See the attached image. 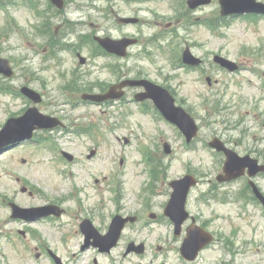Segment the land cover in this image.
Masks as SVG:
<instances>
[{"label": "rangeland", "instance_id": "374dc122", "mask_svg": "<svg viewBox=\"0 0 264 264\" xmlns=\"http://www.w3.org/2000/svg\"><path fill=\"white\" fill-rule=\"evenodd\" d=\"M15 1L18 4L0 8V52L15 68L13 79L0 76L4 78L0 87L34 88L43 95L39 108L44 113L61 118L67 128L86 131H41L46 136L41 145L25 143L0 152V264H55L47 254L36 257L48 248L64 264H96L95 258L98 264L264 263V216L252 203L218 201L207 206L197 200L202 189L193 190L189 211L201 216L200 222L207 223L220 240L203 251L196 263H186L176 250L184 235L176 237L174 226L165 223L169 221L153 222L150 217L152 212L162 217L170 182L183 176L187 167L195 172L215 167L219 157L216 160L210 149L197 141L185 146L177 127L129 100L132 89L119 107L69 104L84 92H103L122 79L144 76L168 87L178 104L197 118L200 137L211 140L216 133L226 134L239 138L243 145L239 152H245L247 144L254 155L264 156V17L222 20L219 0L195 11H188L186 0H68L70 6L87 3L86 12L68 13L84 18L87 32L140 38L124 59L92 58L86 47L80 51L87 58L82 65L68 50L49 57V49L36 35L39 17L25 1ZM186 15L188 20L199 18L201 24L187 22ZM124 16L139 17L143 23L121 25L118 18ZM212 21L215 30L209 27ZM187 46L205 59L203 76L180 67ZM216 57L238 63L242 71L224 72ZM69 86L79 90L70 91ZM29 105L18 95L0 91V130L8 117L22 114ZM165 142L172 146L170 155L164 152ZM92 149L97 153L89 158ZM62 150L75 159L63 158ZM148 152L156 173L152 181ZM149 185L152 194L142 190ZM22 186H28V191L23 192ZM147 195V202H142ZM11 201L28 209L56 202L67 211L57 222L24 223L11 218ZM120 209L126 214L139 211L144 219L125 231L112 255L82 250V221L90 218L104 233ZM30 228L33 232L28 233ZM132 240L145 242L146 253L124 256Z\"/></svg>", "mask_w": 264, "mask_h": 264}, {"label": "water", "instance_id": "95a60500", "mask_svg": "<svg viewBox=\"0 0 264 264\" xmlns=\"http://www.w3.org/2000/svg\"><path fill=\"white\" fill-rule=\"evenodd\" d=\"M59 7L63 6V0H52ZM212 0H188V4L191 8H197L200 5H205L211 3ZM221 4V12L223 15L229 14H243L248 12H264V3L258 0H219ZM125 22H134L136 19H124ZM101 44L110 52L118 53L119 55H126L127 47L129 44L135 42L134 39L124 38L121 40H115L110 37L98 38ZM184 61L188 63L198 62L189 51L184 54ZM216 61L220 62L222 65L234 69L233 63L229 60L216 57ZM0 72L6 75H12L13 72L9 67L8 60L0 58ZM127 85H145L147 88L146 93L138 95L139 99L150 97L152 98L162 113L173 123L178 125L180 129L186 134L188 140L190 141L193 136L196 135L198 127L195 120L184 108L177 106L175 104V99L168 91V89L156 85L148 80H125L120 84L114 85L107 94H94V95H84L85 98L94 100L96 102H101L107 98H115L123 95V91H118V88H123ZM23 91L36 101H40V96L38 93L31 89L24 88ZM59 120L56 118H51L49 116L39 113L38 109L32 107L24 114V116L19 118H11L8 120L6 127L0 133V147L11 142H16L18 140L24 139L26 137H31L33 130L36 126L39 127H52L59 124ZM212 145L218 149H223L218 146V142H212ZM166 151L169 152V145L166 144ZM246 163L240 160L235 153H229V160L227 162V168L239 169L245 167ZM191 177H184L178 180H174L171 185L174 188L172 198L166 209V213L172 217L176 222V227L179 230L182 222L187 218V213L185 212V201L189 187L195 184V181L190 179ZM15 216L26 217L30 220H35L37 218L47 216L51 214L55 207L47 206L41 208L33 209H21L20 207L13 204ZM36 212L34 215H29L30 213ZM127 220L121 217H116L113 220L110 233L108 235H100L96 230L92 231L89 228H85L88 233V240L91 237L95 238L94 245L100 246L104 250H109L113 245L116 244L120 232L124 227ZM93 230V229H92ZM177 230V231H178ZM211 238L207 237L205 234L190 232L189 236L186 238L185 243L182 247L183 254L189 259H195L200 249H202ZM89 245V244H87ZM134 248V244L131 245V249ZM138 252L144 250V245L135 247Z\"/></svg>", "mask_w": 264, "mask_h": 264}, {"label": "flooded vegetation", "instance_id": "af4514ba", "mask_svg": "<svg viewBox=\"0 0 264 264\" xmlns=\"http://www.w3.org/2000/svg\"><path fill=\"white\" fill-rule=\"evenodd\" d=\"M65 23H63L62 26H64ZM245 134L247 135V131H245ZM218 137H220L225 144L236 150L239 149V147L243 146L240 145L239 140H233L229 138L228 136L221 134ZM246 150L249 153H251V149H247V144H246ZM247 153V152H246ZM221 158L219 159V163L215 165V167L209 169V170H203L202 172L196 173L197 178L199 180L198 187H200L201 192L199 194L198 200L200 202L208 201V202H213L214 199L218 197L217 191L220 189H225V190H233L237 193V195H240L244 198L247 199L248 197H251V199L255 200L256 198L255 195L251 194L252 192V187H251V180L252 178L249 176L248 173L243 175L242 177L229 181V182H220L219 181V176L223 172V164L225 161V157L223 153H220ZM257 156H262L261 154H258ZM261 159V157H260ZM262 160V159H261ZM264 163V161L262 162ZM253 181L259 186L260 189H262V183L264 182V173H259L257 174L254 178ZM247 192L249 193L247 195ZM197 220V219H196ZM199 224L202 226H205V223H201L199 220H197ZM161 248V247H160Z\"/></svg>", "mask_w": 264, "mask_h": 264}]
</instances>
